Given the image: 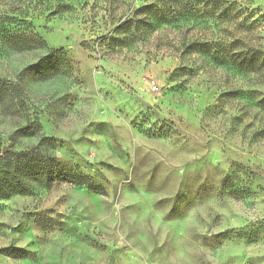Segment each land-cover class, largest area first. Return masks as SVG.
Segmentation results:
<instances>
[{
    "label": "rangeland",
    "instance_id": "obj_1",
    "mask_svg": "<svg viewBox=\"0 0 264 264\" xmlns=\"http://www.w3.org/2000/svg\"><path fill=\"white\" fill-rule=\"evenodd\" d=\"M170 1L0 0V158L57 177L0 198V264H264V69L186 47H264V0L117 30Z\"/></svg>",
    "mask_w": 264,
    "mask_h": 264
},
{
    "label": "trees",
    "instance_id": "obj_2",
    "mask_svg": "<svg viewBox=\"0 0 264 264\" xmlns=\"http://www.w3.org/2000/svg\"><path fill=\"white\" fill-rule=\"evenodd\" d=\"M224 0H203V8L194 6L190 1L150 3L141 6L137 18H128L126 22L117 26V30L123 33L127 32L128 39L135 41L138 34L144 26L152 25L155 22L171 25L172 23L188 20L200 15L203 9L208 12L220 10V15L233 17L231 7L224 6ZM127 29V30H126ZM113 38V37H112ZM115 38V37H114ZM117 38V37H116ZM125 42L126 38L118 39ZM240 44H242L240 47ZM191 51H197L209 56L217 64H227L240 71H251L264 69V47H257L247 44L242 39H235L229 43L223 41H192L186 46ZM38 65L30 68H37ZM37 149L23 150L14 155L0 158V198H6L14 194H23L29 192L32 188L30 180L46 178L48 184H52L57 177L52 159ZM77 183H86V178L78 176H69ZM92 190H100L92 185H88Z\"/></svg>",
    "mask_w": 264,
    "mask_h": 264
}]
</instances>
